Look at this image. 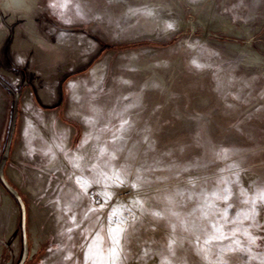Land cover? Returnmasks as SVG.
<instances>
[{
  "label": "rangeland",
  "instance_id": "1",
  "mask_svg": "<svg viewBox=\"0 0 264 264\" xmlns=\"http://www.w3.org/2000/svg\"><path fill=\"white\" fill-rule=\"evenodd\" d=\"M63 4L0 0V184L18 212L11 231L0 187V264H84L81 233L107 243L114 208L122 264H264V203L233 222L242 189H264V0ZM109 154L125 184L85 194L76 178L108 171ZM106 190L100 222L83 220ZM213 224L229 238L205 244Z\"/></svg>",
  "mask_w": 264,
  "mask_h": 264
},
{
  "label": "snow or ice",
  "instance_id": "2",
  "mask_svg": "<svg viewBox=\"0 0 264 264\" xmlns=\"http://www.w3.org/2000/svg\"><path fill=\"white\" fill-rule=\"evenodd\" d=\"M63 6L65 7L67 6V0H64ZM66 22H70V21H66ZM169 27H171V25H169ZM89 123H91V121H89ZM124 123H127V121H125ZM84 142L86 143L87 139ZM105 151L106 149H102L101 150L102 154ZM114 159H115L114 154H109L108 159L104 162V167L108 169V171L93 172L91 178L78 176L76 178V183L80 187L81 191L87 194L88 188H90L93 183L95 184L103 183L105 189H109L112 187H122L125 184V180L121 177L120 171L115 169V166L112 165L111 161ZM74 166L79 167V164H75ZM109 172H111V175H109ZM137 179H140V177H137ZM238 180L239 177H237V181ZM132 187L135 188L136 184H133ZM229 193H230V189H225L223 199L227 200L229 198ZM241 194L245 196L243 202L250 204V207L235 213L233 222L234 223L237 222L242 217L243 219H247L255 223L256 217L259 215L258 203H264V189L258 190V192L252 196H248L246 190L242 189ZM96 195L102 197V202L100 200L95 201V203H98L100 207L99 208L89 207L82 217L83 220H87L89 218L88 213L89 212L93 213L95 218L92 221V225L98 224L100 222V216L95 214L99 213L103 209L104 204L107 203L112 198L113 193L106 190L102 193H96ZM213 195L216 196L217 194L213 193ZM132 203L140 204L142 202L136 200V201H132ZM120 208L131 213V209L127 208L126 205H120ZM227 211L228 209L224 210L225 215L227 214ZM117 215L118 212L114 208L109 216V227L107 229V243H105V236L101 234L103 232V229L95 232L91 242L88 241V236L92 235V232H88L87 230H85L81 233L85 241V244L82 245V247L86 245L84 264H89V262L90 264H122L121 253L124 252V245L122 241L125 240V233L127 232V228L123 227L122 225L127 224V218L120 217L118 220L115 221L117 226L112 227L111 226L113 223L112 217H115ZM153 215L159 216L160 214L153 213ZM173 215L176 214L173 213ZM71 220L73 221L76 227L80 226L79 224L76 223L75 216L71 217ZM213 228L216 231L214 234L207 236V239L204 242L205 244L211 243V241L214 239L229 238L228 235L224 233L222 225L213 224ZM72 230L73 229H69L70 232ZM237 231H242L243 235L248 237L250 243H255L256 239H258V237L251 234L249 228H243L242 230L233 229L232 235L235 236V233ZM234 243L237 245V247H239L240 244L239 240H234ZM243 250L248 251V249H243ZM172 254L174 255V253ZM124 258L126 259V254ZM205 259H207V257H205ZM162 264H167L166 258L162 259Z\"/></svg>",
  "mask_w": 264,
  "mask_h": 264
},
{
  "label": "bare ground",
  "instance_id": "3",
  "mask_svg": "<svg viewBox=\"0 0 264 264\" xmlns=\"http://www.w3.org/2000/svg\"><path fill=\"white\" fill-rule=\"evenodd\" d=\"M8 3H14L15 5H22L23 4V0H7ZM3 72L7 75H10L11 73L9 72V70L7 69H2ZM13 74V72H12ZM27 92V91H26ZM27 97V96H26ZM9 177H11V181H17L14 177V174H13V171L11 169V167L9 168ZM13 182V183H15ZM16 184V183H15ZM0 187L3 189L2 191L4 192L2 194V204H3V207H2V210H7V212H9V214H11V227H10V230L12 231V229L14 228L16 222L18 221V212L15 211L12 209V211H10L11 208H13V205H14V198L12 197V195L8 194L6 191H5V188L0 184ZM18 248V247H17ZM0 251H1V247H0Z\"/></svg>",
  "mask_w": 264,
  "mask_h": 264
},
{
  "label": "water",
  "instance_id": "4",
  "mask_svg": "<svg viewBox=\"0 0 264 264\" xmlns=\"http://www.w3.org/2000/svg\"><path fill=\"white\" fill-rule=\"evenodd\" d=\"M12 138H13V134L11 136V140H10V143H9V147H8V151L10 149V145H11V141H12ZM2 178L4 180V182L7 183L6 179H5V176H4V171H3V168H2ZM17 195V198L19 200V202L21 203V207H22V213H21V228H22V234H23V238H24V241H25V244H26V247H27V253L26 255L28 254V215H27V206H26V203L24 201V199L22 198V196L19 194V193H16Z\"/></svg>",
  "mask_w": 264,
  "mask_h": 264
}]
</instances>
